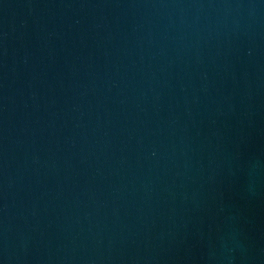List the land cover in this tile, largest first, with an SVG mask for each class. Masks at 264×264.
I'll use <instances>...</instances> for the list:
<instances>
[{
	"label": "water",
	"instance_id": "water-1",
	"mask_svg": "<svg viewBox=\"0 0 264 264\" xmlns=\"http://www.w3.org/2000/svg\"><path fill=\"white\" fill-rule=\"evenodd\" d=\"M0 264H264V0H0Z\"/></svg>",
	"mask_w": 264,
	"mask_h": 264
}]
</instances>
